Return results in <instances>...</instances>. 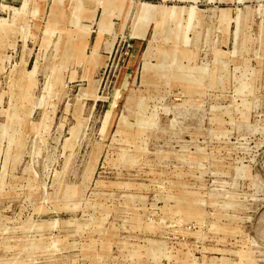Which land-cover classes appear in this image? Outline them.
Segmentation results:
<instances>
[{
  "label": "rangeland",
  "instance_id": "374dc122",
  "mask_svg": "<svg viewBox=\"0 0 264 264\" xmlns=\"http://www.w3.org/2000/svg\"><path fill=\"white\" fill-rule=\"evenodd\" d=\"M0 264H264V0H0Z\"/></svg>",
  "mask_w": 264,
  "mask_h": 264
},
{
  "label": "crops",
  "instance_id": "0c3cea01",
  "mask_svg": "<svg viewBox=\"0 0 264 264\" xmlns=\"http://www.w3.org/2000/svg\"><path fill=\"white\" fill-rule=\"evenodd\" d=\"M104 3V2H103ZM95 12V11H94Z\"/></svg>",
  "mask_w": 264,
  "mask_h": 264
}]
</instances>
